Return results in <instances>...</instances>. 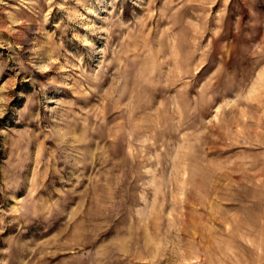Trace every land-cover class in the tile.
<instances>
[{
    "label": "rangeland",
    "instance_id": "obj_1",
    "mask_svg": "<svg viewBox=\"0 0 264 264\" xmlns=\"http://www.w3.org/2000/svg\"><path fill=\"white\" fill-rule=\"evenodd\" d=\"M0 264H264V0H0Z\"/></svg>",
    "mask_w": 264,
    "mask_h": 264
}]
</instances>
